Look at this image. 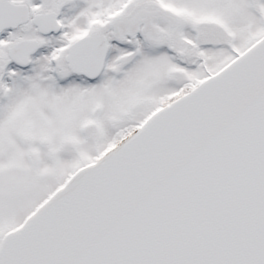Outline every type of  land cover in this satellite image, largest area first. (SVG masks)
<instances>
[{
  "label": "snow or ice",
  "instance_id": "snow-or-ice-1",
  "mask_svg": "<svg viewBox=\"0 0 264 264\" xmlns=\"http://www.w3.org/2000/svg\"><path fill=\"white\" fill-rule=\"evenodd\" d=\"M0 264H264V0H0Z\"/></svg>",
  "mask_w": 264,
  "mask_h": 264
}]
</instances>
